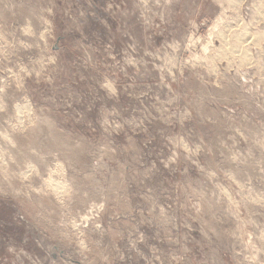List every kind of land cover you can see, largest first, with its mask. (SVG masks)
I'll list each match as a JSON object with an SVG mask.
<instances>
[{
  "label": "rangeland",
  "instance_id": "obj_1",
  "mask_svg": "<svg viewBox=\"0 0 264 264\" xmlns=\"http://www.w3.org/2000/svg\"><path fill=\"white\" fill-rule=\"evenodd\" d=\"M0 264H264V0H0Z\"/></svg>",
  "mask_w": 264,
  "mask_h": 264
},
{
  "label": "bare ground",
  "instance_id": "obj_2",
  "mask_svg": "<svg viewBox=\"0 0 264 264\" xmlns=\"http://www.w3.org/2000/svg\"><path fill=\"white\" fill-rule=\"evenodd\" d=\"M220 38H221L223 41H225L226 43H228V38H227V36H226L225 34H222V33H221V34H220ZM236 38H239V41H242V40H241L242 37H240V36H236ZM243 40H244V39H243ZM242 43H243V42H242ZM242 43H241V44H242ZM238 46H240V45H238ZM240 48H241V46H240ZM234 52H235L236 54H242L240 49H237V50H235ZM112 88H113V86H112ZM113 90H114V88H113ZM19 109H20V108H19ZM19 109H18V110H19ZM19 112H21V111H19ZM7 139H9V138L7 137ZM1 158H2V157H1ZM2 166H3V165H2ZM32 167H33V166H32ZM2 168H3V167H2ZM2 168H1V169H2ZM7 171H8V170H7ZM28 171H29V170H28ZM52 172H53V171H52ZM29 173H30V172H29ZM22 174H23V173H22ZM51 181H52V180H51ZM51 183H52V182H51ZM47 184H48V183H47ZM52 185H53V184H52ZM47 186H48V185H47ZM91 208H92V207H91Z\"/></svg>",
  "mask_w": 264,
  "mask_h": 264
}]
</instances>
